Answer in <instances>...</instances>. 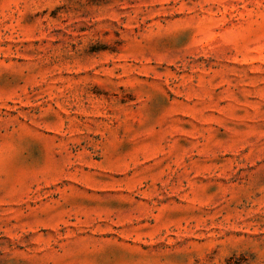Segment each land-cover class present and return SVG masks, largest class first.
Segmentation results:
<instances>
[{"label": "rangeland", "instance_id": "374dc122", "mask_svg": "<svg viewBox=\"0 0 264 264\" xmlns=\"http://www.w3.org/2000/svg\"><path fill=\"white\" fill-rule=\"evenodd\" d=\"M0 264H264V0H0Z\"/></svg>", "mask_w": 264, "mask_h": 264}]
</instances>
